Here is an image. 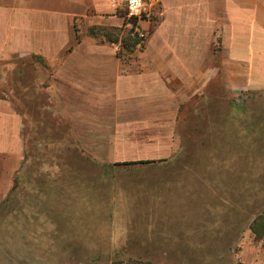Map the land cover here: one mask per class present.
<instances>
[{
	"label": "crops",
	"instance_id": "obj_1",
	"mask_svg": "<svg viewBox=\"0 0 264 264\" xmlns=\"http://www.w3.org/2000/svg\"><path fill=\"white\" fill-rule=\"evenodd\" d=\"M157 9L140 23L143 48L119 55V42L87 32L102 25L125 33L114 0H0V71H8L0 75V206L34 139H59L51 144L101 164L164 162L181 151L188 102L211 82L239 93L264 88V0H161ZM35 94L46 101L33 109L17 98ZM116 207L105 222L115 237L102 254L119 248ZM144 207L147 216L125 222L143 233L172 224L161 206L153 214Z\"/></svg>",
	"mask_w": 264,
	"mask_h": 264
},
{
	"label": "rangeland",
	"instance_id": "obj_2",
	"mask_svg": "<svg viewBox=\"0 0 264 264\" xmlns=\"http://www.w3.org/2000/svg\"><path fill=\"white\" fill-rule=\"evenodd\" d=\"M0 75L7 77L5 67ZM217 82L188 102L181 151L168 161L101 164L51 144L59 139H34L11 202L0 208V264H111L129 257L155 264H264V239L251 230L264 210V88L239 93ZM17 98L32 109L45 99ZM233 103L246 106L249 128L242 130ZM147 203L149 214L161 206L166 212L160 215L172 224L143 233L142 225L125 222L147 216ZM115 207L119 248L116 255L102 254L115 237L105 223Z\"/></svg>",
	"mask_w": 264,
	"mask_h": 264
},
{
	"label": "trees",
	"instance_id": "obj_3",
	"mask_svg": "<svg viewBox=\"0 0 264 264\" xmlns=\"http://www.w3.org/2000/svg\"><path fill=\"white\" fill-rule=\"evenodd\" d=\"M89 34L96 36V37H103L105 38V40L110 41V42H121V47L119 49L118 54L119 55H124V54H129L134 52L137 49V43L139 41H142L144 39L142 38H138L136 36H133L131 34L130 31L125 32L124 34H121V29H116V28H110L107 26H102V25H93L88 27V31ZM146 39V38H145ZM144 42V41H142ZM145 44V43H144ZM143 44V45H144ZM232 108H230V110H232V112H236V114H240L241 118H239L242 121V130L244 129V127L249 128V126L252 124L250 121H248L246 119V116L244 114V112L246 113V106L244 104H239V103H233ZM240 106V109H239ZM237 108V109H236ZM239 111V112H238ZM234 116V115H232ZM250 123V125H249ZM232 124L236 126V123L234 121V118L232 117ZM235 130H233V132L231 133V135L238 137L237 136V126L236 127H230ZM245 131H243L241 134H243V136ZM247 135V134H246ZM248 136V135H247ZM234 138V139H235ZM242 155H246V150H244V148L241 150ZM151 162L149 160L147 161H127V162H123V163H117L118 165L120 164H137V163H148ZM12 196V192L11 195L7 196V198L2 202L1 207H4L5 205H8V203L10 204V198ZM4 204V205H3ZM251 230L253 231V233L255 234V237L257 239H264V210L258 214L256 216V218L253 220L252 224H251ZM132 256V255H129ZM135 261V263L133 262ZM111 264H155L152 263L151 261H141V260H135V259H130L126 261L123 259H115L112 261Z\"/></svg>",
	"mask_w": 264,
	"mask_h": 264
},
{
	"label": "built area",
	"instance_id": "obj_4",
	"mask_svg": "<svg viewBox=\"0 0 264 264\" xmlns=\"http://www.w3.org/2000/svg\"><path fill=\"white\" fill-rule=\"evenodd\" d=\"M160 3L161 0H114L116 15L123 19L122 33L130 31L133 36L144 39V42L137 43V48H143L147 37L146 31L140 25L141 21L154 19ZM119 43L120 49L121 42Z\"/></svg>",
	"mask_w": 264,
	"mask_h": 264
}]
</instances>
